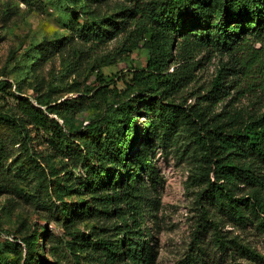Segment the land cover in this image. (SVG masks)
<instances>
[{"label":"trees","instance_id":"trees-1","mask_svg":"<svg viewBox=\"0 0 264 264\" xmlns=\"http://www.w3.org/2000/svg\"><path fill=\"white\" fill-rule=\"evenodd\" d=\"M135 14L132 9L131 15ZM140 15L144 22L135 24L133 34L147 36L143 43L146 64L139 74H133L135 83L124 98L101 80L90 96L86 91L77 103L66 104L69 113L93 111L86 122L73 126L67 123L65 112L58 111V105L40 100L34 104L16 97L13 108L0 113V125L10 126L19 137L25 126L42 133L46 142L58 145L59 154L78 172L68 173L69 187L64 192L80 198L71 205L78 213L76 218L85 214L102 226L93 233L92 243L79 233H70L71 241L65 246L73 253L74 264H80L74 255L76 248L85 252L87 261L153 264L152 230L144 232L143 226L146 219L153 218L158 203L147 199L146 184L155 192L159 183L153 148H165L164 136L178 131L192 147L198 164L195 182L206 204L192 250L180 264H204L208 253L201 238L205 235L217 256H226L225 261L264 264V254L248 240L225 237L221 231L228 225L251 234L264 246V113L225 110L222 105L229 90H236L241 80L239 90L251 89L259 78L264 90V0H150ZM119 30L114 18L75 28L79 36L93 40H110ZM198 52L226 56L229 61L216 71L206 95L197 98L201 102L184 108L175 98H181L180 93L194 80L201 64L196 62ZM229 62L239 69L227 67ZM151 97L155 100L150 107H139ZM219 104L221 111L215 113ZM142 110L148 121L140 131L137 122ZM28 162L35 163L30 156ZM48 188L62 190L50 182ZM67 209L69 214L73 212ZM21 242L22 264H36V234ZM40 261L44 262L41 257ZM0 264L13 263L0 257Z\"/></svg>","mask_w":264,"mask_h":264},{"label":"rangeland","instance_id":"rangeland-1","mask_svg":"<svg viewBox=\"0 0 264 264\" xmlns=\"http://www.w3.org/2000/svg\"><path fill=\"white\" fill-rule=\"evenodd\" d=\"M148 1L0 0V113L10 111L16 97H25L34 104L40 100L49 106L58 105V111L65 112L67 123L75 126L86 122L93 111L69 113L66 104L77 103L86 91L97 89L101 80L120 99L124 98L135 83L131 81L133 74H139L146 64L143 43L147 36L134 35L133 31L135 24L143 21L140 13ZM132 9L136 12L134 17ZM108 18H114L120 29L110 40L86 39L75 32L76 27H90ZM175 41H179L178 38ZM204 55L197 53L196 62L201 64L194 72V80L180 93L181 98H175L176 104L184 108L201 102L197 98L206 95L216 71L229 61L226 56ZM227 67L239 69L231 63ZM243 82L241 80L236 90H229V96L222 103L226 105L225 110L264 113L262 80H255L251 89L239 90ZM150 99L142 101L139 107H150L155 98ZM220 111L221 104L214 108L215 113ZM50 117L58 119L56 115ZM146 121L142 110L137 122L140 131ZM24 129L19 137L10 126L0 125V257L22 264L21 239L36 234V264H74L73 253L65 246L71 241L70 233H79L92 243L93 233H98L102 224L85 214L76 218L78 213L71 205L80 198L69 196L64 189L69 187L70 172L74 175L78 172L59 154L55 142L49 144L45 135L30 126ZM164 137L166 147L156 145L152 154L159 177L155 192L146 184L147 199H156L158 206L152 212L153 218L145 220L143 231L152 230L153 264H180L192 250L190 247L206 204L199 197L202 189L195 182L198 164L185 134L178 131ZM17 142L19 144L15 145ZM28 156L35 163H29ZM48 182L52 187L59 184L61 192L47 189ZM63 207L73 212L69 214ZM221 231L225 237L248 240L264 254L261 241L251 234L233 230L228 225ZM143 238L148 239L147 233ZM201 240L208 253L203 257L204 264L246 263L225 261L226 256H217V251L208 243L209 235ZM74 252L80 264H105L87 261L85 252L79 248Z\"/></svg>","mask_w":264,"mask_h":264}]
</instances>
